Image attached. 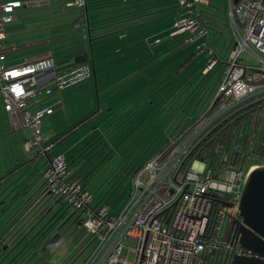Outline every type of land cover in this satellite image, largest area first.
<instances>
[{
  "label": "trees",
  "instance_id": "obj_1",
  "mask_svg": "<svg viewBox=\"0 0 264 264\" xmlns=\"http://www.w3.org/2000/svg\"><path fill=\"white\" fill-rule=\"evenodd\" d=\"M73 1L67 0L65 4L75 6ZM81 7L87 19L82 33L71 30L76 22L82 24V18H72L66 10L58 16L61 19H56L54 26L51 22L46 26L51 32L56 30L55 38L60 42L67 45L80 43L64 59L88 52L89 39L95 73L86 81L91 80V93L87 96L85 113L90 111L77 118L65 116L63 119L64 116L60 115L53 120L54 123L49 121L47 127L59 129L62 123L73 120L74 124L79 120L72 128L64 127L60 131L68 134L80 123L95 124L94 135H88L70 157L66 156L69 176L78 180L81 187L91 194L92 208L103 206L114 215L126 203L130 193V181H120V178L127 176L131 180L133 174L157 153L153 151L157 143L164 142V148L171 140H176L163 155L166 157L198 125L195 122L198 113L193 112L190 117L193 126L189 133L177 137L189 128L186 126L188 108L192 106L197 110L202 102L206 78L213 75L216 68L222 70V66L219 64L203 74L208 59L206 53L196 50L195 44L183 43V36H168L173 21L181 13L177 0H83ZM86 63L70 61L62 67ZM217 76L214 74L215 87L211 97L219 81ZM181 95L183 99H178ZM221 103L217 100L211 111L217 110ZM128 104V113H122ZM101 105L103 109L99 108ZM61 106L62 103L57 105L53 113ZM170 108L172 117H180L173 122V127L167 129L166 119L169 118H159L158 114ZM228 110L185 152L179 162L181 169H186L194 158H199L207 161L206 171L213 172L216 177L226 164L246 171L252 165L264 163V96L240 102L236 108ZM62 111L66 115L65 110ZM56 139L58 144L64 141L60 135ZM22 140V150L16 152L23 167L18 164L20 168L11 176L6 177L16 167L0 175L3 179L0 182V264H24L26 255L38 259L49 256L46 245L41 241L47 238L50 242L55 236L59 237L56 232L59 227L52 231L53 224L48 226L53 218H57V213H48L49 209L47 213L51 216L45 226L34 234L30 231L33 229L32 216L37 212L36 209V212H31L30 206L41 190L55 198L61 209L65 206L78 211L79 226L88 232L81 220L82 211L49 192L44 178L49 161L46 159L41 165L34 164L40 157L28 161L30 155L25 154L26 159L23 150L26 138L22 137ZM131 156H139L140 159L135 167L133 163L127 168ZM53 157L49 156V160ZM100 193H105V196L101 197ZM88 233L91 240L97 242L95 234Z\"/></svg>",
  "mask_w": 264,
  "mask_h": 264
},
{
  "label": "built area",
  "instance_id": "obj_2",
  "mask_svg": "<svg viewBox=\"0 0 264 264\" xmlns=\"http://www.w3.org/2000/svg\"><path fill=\"white\" fill-rule=\"evenodd\" d=\"M82 2L75 0L73 5L80 6ZM177 2L181 13L173 21L168 36H183V43L195 44L196 50L206 53L203 74L219 64L222 66V77L196 128L220 113L215 119L218 120L222 113L240 102L264 96V0H236L235 3L229 0L234 44L225 61L209 47L207 27L198 19L203 16L207 0ZM32 4L41 3L39 0H0V100L14 129H30L23 150L30 158H37L55 145L43 134L42 119L61 104L63 90L90 79L91 69L87 63L56 65L52 52L10 66L3 63L8 52L17 50L7 40L13 12ZM45 70L50 71L49 77L41 81L38 74ZM217 100L222 101L221 105L211 111ZM189 139L186 136L164 157L176 140L170 142L133 174L129 197L114 215L103 206L92 208L91 194L78 180L70 178L63 156L49 160L44 172L49 192L81 210L83 226L96 236V248L86 264H217L220 250L229 252L225 263L228 264L232 255L248 254L238 243L235 222H228L232 214L229 209L237 206L234 200H239L249 170L264 163L252 165L246 171L226 164L214 177L213 172L206 171V160L194 158L183 170L179 162L193 144L188 143ZM228 203L232 207H226ZM226 219L229 229L224 238ZM128 251L135 255L131 263L124 256Z\"/></svg>",
  "mask_w": 264,
  "mask_h": 264
},
{
  "label": "rangeland",
  "instance_id": "obj_3",
  "mask_svg": "<svg viewBox=\"0 0 264 264\" xmlns=\"http://www.w3.org/2000/svg\"><path fill=\"white\" fill-rule=\"evenodd\" d=\"M42 1V0H41ZM49 5H36L32 4V6L24 8L23 6L16 8L14 14H18V18L13 20L9 26L10 30L12 31L9 35L8 39H11L14 44L17 46V50L12 53H7L6 56L3 58V63L10 66L13 64H18L22 61V59H30L35 60L41 57H44L45 54L39 55L42 52H52L54 55L55 62L64 59L65 55H70L73 53L74 49L78 47L80 44L76 42L73 45H67L64 42H60L58 38L56 39L57 32L56 30H50V22L53 26L56 23V9L57 2L50 0ZM68 8V7H67ZM203 16L198 18L200 22L203 23L208 30V42L209 47L214 51L215 54L219 55L221 61H225L228 56L229 50L232 48L234 44V39L232 36L231 30V23L229 17V0H207V4L204 7ZM36 18V19H35ZM66 21V20H64ZM68 21V20H67ZM49 25L48 27L46 25ZM8 28V29H9ZM71 30H74L75 33L80 30V28L73 27ZM51 33V34H50ZM78 39V38H77ZM50 40V42H49ZM29 43V44H28ZM89 39H88V46L87 50L89 49ZM183 44V43H182ZM39 55V56H38ZM33 57V58H32ZM207 58L206 56H204ZM87 64L91 69V61H88ZM245 62H248V59L245 58ZM94 65V63H93ZM215 73L210 75L206 78V90L205 93L202 95V102L199 104L197 110L194 108L189 107L187 114L188 122L186 124L187 127L191 126L190 117L193 112L198 113L200 117L204 110L207 108L208 102L210 104L212 100V92L214 91L213 84L214 82V74L218 75V79L222 77V70L215 69ZM92 74V70H91ZM216 78V77H215ZM90 81L80 83L76 86L69 87L62 91L63 96V103L64 109H57L54 115H50L51 120L53 122L54 119H57L60 115L66 117H80L88 113L86 111V101L88 99L89 93H91V89L89 88ZM53 96V95H51ZM182 97V98H181ZM175 98V97H174ZM183 99V95L179 96L178 99ZM1 101V100H0ZM62 103V104H63ZM190 100H188V104ZM168 104V103H167ZM86 106V107H85ZM128 106L123 107L122 113H128ZM176 106V105H175ZM100 109H103V106H99ZM177 108V107H176ZM99 109V111H100ZM142 109V108H141ZM61 110H65L66 115L61 113ZM113 109L112 114L115 113ZM172 109H165L164 112L158 114L159 118H169L167 120V124L165 128L167 129L173 127V122H175L178 117L171 116ZM84 113V114H83ZM170 115L167 116V114ZM66 116V117H65ZM49 117V116H48ZM198 117V118H199ZM73 121V120H72ZM72 121H70L72 123ZM79 120L75 121L70 128H72ZM159 121V120H158ZM47 117L42 119V123L44 125V134H46L49 138L56 139L59 135V129L54 126V129L47 127ZM197 122V121H195ZM54 123V122H53ZM62 125V124H61ZM169 125V126H168ZM94 125H90V123L84 124L80 123L72 132L71 134L60 144L57 145L52 149L50 152L51 156H58L61 152L65 153V156L70 157L72 152L74 153L86 140L88 135H92L96 130H94ZM68 128V130L70 129ZM93 129V130H91ZM16 130V129H15ZM30 134V129H18L16 131H12L8 134L7 139L4 140L5 146L8 145V149H14L16 146V151L22 150V137H26ZM94 135V134H93ZM4 138V137H3ZM9 140V141H8ZM164 142L161 144H156L154 146L153 151L158 152L163 148ZM124 149L123 151H125ZM122 151V152H123ZM135 155V154H134ZM134 159V160H133ZM139 156H131L129 157L128 167L135 163L133 167L136 166V163L139 161ZM46 160V157H45ZM44 163V159H38V162H34L36 165H41ZM134 169V168H133ZM130 181V178L127 176H122L120 181ZM101 194V193H100ZM105 196V193L101 194V197ZM234 202L238 203V199H235ZM65 207V206H64ZM52 212H57L58 208H60V203L55 200V198H48L45 201V204L42 206L41 211L44 209H49ZM67 207H65L66 209ZM236 208H230L229 214L233 211H236ZM72 210V209H71ZM79 212L76 211V215ZM235 212H233L234 214ZM39 213H35L32 216L31 221L35 224L33 229L30 231L37 232L39 228L41 229V224L38 222ZM78 216V215H77ZM47 215L45 216V218ZM44 218V219H45ZM74 216L70 219L71 222H64L62 226L57 229V234L59 237L55 236L53 240H51L45 247L46 251L49 252L47 257L38 259L36 256L28 257L27 255L24 258V264H86V260L90 257L92 252L96 248L97 242L95 240H91L92 236L90 233L86 232L82 226H79L75 223H72L74 220ZM43 219V220H44ZM50 219V218H49ZM42 220V221H43ZM40 225V226H39ZM229 229V224L227 219L224 222L222 235L224 238L227 237ZM56 234V235H57ZM58 238V239H57ZM54 251L53 253H51ZM229 255L227 250H220L217 253L216 263L217 264H225L226 259ZM124 256L126 257V261L131 263L134 260V253L131 251L125 252Z\"/></svg>",
  "mask_w": 264,
  "mask_h": 264
},
{
  "label": "water",
  "instance_id": "obj_4",
  "mask_svg": "<svg viewBox=\"0 0 264 264\" xmlns=\"http://www.w3.org/2000/svg\"><path fill=\"white\" fill-rule=\"evenodd\" d=\"M233 2L235 3L236 0ZM87 32H89L88 27ZM89 60L94 77L91 47L88 52L78 54L72 59L58 61L56 65H63L70 61L72 63H88ZM225 206L232 207V204L228 203ZM237 213L239 221L235 222V230L238 235V243L248 254L232 255L229 257L228 264H264V166L249 170L237 203Z\"/></svg>",
  "mask_w": 264,
  "mask_h": 264
},
{
  "label": "crops",
  "instance_id": "obj_5",
  "mask_svg": "<svg viewBox=\"0 0 264 264\" xmlns=\"http://www.w3.org/2000/svg\"><path fill=\"white\" fill-rule=\"evenodd\" d=\"M54 2H57V3H59L60 1V3L59 4H57V6L55 7V9H56V19H61V18H58V16L59 15H62V13H64L63 11H67V12H70V14L72 15L71 17L72 18H74V17H81L82 18V24H78L77 22H76V26H74V27H76V28H80V30L78 31V32H80V33H82V31H83V28L85 27V25H86V19H85V17H86V15H85V10L83 11V7H81V9L79 8V6H68V5H66L65 3H66V1L67 0H53ZM69 1V0H68ZM39 2L41 3V4H39V5H49L51 2L49 1V3H48V1H46V0H39ZM34 6H36V5H34ZM66 6V7H65ZM24 8H26V6H23ZM68 7V8H67ZM19 8V7H18ZM17 8V9H18ZM15 11V10H14ZM13 15H14V19L13 20H15V19H17L19 16H18V14L16 15V14H14V12H13ZM36 19V18H35ZM10 24H12V23H10ZM9 24V25H10ZM9 28V27H8ZM11 30H10V28L8 29V33L9 34H11ZM79 33V34H80ZM8 42H10V43H12L13 41L11 40V39H9L8 40ZM29 44V43H28ZM16 50H14V51H10V52H8V53H12V52H15ZM217 55V54H216ZM39 56V55H38ZM217 56H219V55H217ZM220 57V56H219ZM33 58V57H32ZM25 60H27V61H30L31 60V58L30 59H22V61H25ZM49 74H50V71L49 70H45V71H42V72H40L39 74H38V78L39 79H41V81H44V80H46V79H48V77H49ZM91 81V80H90ZM61 98H62V101H63V96H62V93H61ZM64 108V103H63V105L61 106V108L60 109H63ZM55 113H53V115H54ZM51 116H49V117H47V122L46 123H49V121H52L51 120V118H50ZM68 118H70V117H68ZM70 122V121H69ZM64 124L65 123H62V127L61 128H59V131H61L64 127ZM12 131H16L13 127H12V125H11V121H10V117L6 114V112L3 110V108H2V103H1V101H0V175H2V174H4L5 172H7L9 169H11V168H14V167H16V171L20 168L19 166L21 165V163L20 162H18L19 160V158L17 157V155H18V153L16 152V146H15V148L14 149H12V148H9L8 149V145H6L5 146V144H4V140L7 138V137H5V136H8V134H10ZM4 137V138H3ZM26 138V137H25ZM47 138H49L48 136H47ZM49 140H51V141H54L53 140V138H49ZM9 141V140H8ZM14 153V154H13ZM24 156H25V158L27 159V155H25L24 154ZM28 161H33V160H31V159H28ZM30 163V162H29ZM18 164H20V165H18ZM18 165V166H17ZM22 166V165H21ZM23 167V166H22ZM15 173V171L13 170V171H11L10 173H8L7 175H6V177H8V176H11L12 174H14ZM3 181V179L1 178L0 179V182H2Z\"/></svg>",
  "mask_w": 264,
  "mask_h": 264
},
{
  "label": "flooded vegetation",
  "instance_id": "obj_6",
  "mask_svg": "<svg viewBox=\"0 0 264 264\" xmlns=\"http://www.w3.org/2000/svg\"><path fill=\"white\" fill-rule=\"evenodd\" d=\"M88 51H89V49H88ZM93 59V58H92ZM89 63V62H88ZM87 63V64H88ZM61 103H63V101H62V98H61ZM63 105V104H62ZM238 105H234L233 106V108H236ZM232 109V108H231ZM230 110V109H229ZM228 110V111H229ZM220 114V113H219ZM218 114V115H219ZM218 115H216V117L215 118H212V119H210L208 122H206V123H201L200 125H199V127H195V129H193L190 133H189V131H190V129L192 128V126H190L189 128H187V130L185 129L184 131H182L177 137H179L180 135H182V134H184V133H189L187 136H190V139H189V141L191 142V143H194L197 139H199V137L205 132V131H207L210 127H211V125H213L217 120H215L217 117H218ZM198 122V121H197ZM196 122V123H197ZM72 125V123L71 122H68V123H65L64 124V126L63 127H70L71 125ZM78 126V125H77ZM77 126H75L73 129H71L69 132H68V134L67 133H65V134H61V133H63V132H60L59 131V135L61 136V139L62 140H65L67 137H68V135L69 134H71V132L77 127ZM177 139V138H176ZM51 141V140H50ZM174 141V139L173 140H171V142H173ZM52 142V141H51ZM54 142H55V145L58 143V139H55L54 140ZM55 145H54V147H55ZM53 147V148H54ZM52 148V149H53ZM52 151V150H51ZM51 151H49L48 153H46L44 156H39L40 158H43L44 159V161H46L45 160V157H46V159H47V161H49V156H51L50 155V152ZM61 156H63V159L65 160V162H66V164H67V157L65 156V153H63V152H61V154H60ZM52 157V156H51ZM31 160H34V158H30ZM48 165V164H47ZM67 167H68V165H67ZM16 169V168H15ZM14 169V171H16ZM13 171V170H12ZM50 199V198H52L51 196H48V195H46V192H43L42 193V190H41V192L37 195V196H35V198H33L32 199V202H33V204H32V206H30V209H31V212L32 211H35L36 212V210H37V213H39L40 215H39V219H38V222H39V224L40 223H42L41 224V228L43 227V226H45V224L49 221V219L48 218H50L49 216H51V215H48V213H50L51 212V210H50V212H48L49 211V209H44V210H42L41 211V208H42V206L45 204V201L47 200V199ZM56 200V199H55ZM62 205V204H61ZM63 206V205H62ZM232 208H234V207H232ZM236 208V207H235ZM36 209V210H35ZM72 208H66L65 209V207H63L62 209H61V206H60V208H58V211L56 212L57 214H55V216H57V218L56 219H52L51 220V223L50 224H48V226H50V225H52L53 224V228H52V231L54 230V229H56V227H61L62 226V224L66 221H68V222H71L70 221V219L74 216L75 218H74V220H73V222L72 223H75V224H77V225H79V221L77 220V215H76V211L75 210H71ZM48 212V213H47ZM233 212H235L234 214H233ZM232 212V214L229 216V219H228V222H232V224L234 223V222H238L239 221V217H238V213H237V210L236 211H233ZM53 213V212H52ZM46 215H48L46 218H45V216ZM45 218V219H44ZM44 219V220H43ZM43 220V221H42ZM35 226V224L33 223L32 224V228ZM51 227V226H50ZM40 229V228H39ZM45 229H43L42 231H44ZM39 231V230H38ZM41 242H44V244L45 245H47L48 243H49V239H47V238H45V239H42V241ZM4 248L6 249V245L4 246Z\"/></svg>",
  "mask_w": 264,
  "mask_h": 264
}]
</instances>
